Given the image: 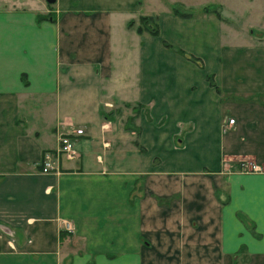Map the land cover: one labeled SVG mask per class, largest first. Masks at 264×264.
I'll use <instances>...</instances> for the list:
<instances>
[{
    "label": "crops",
    "instance_id": "crops-1",
    "mask_svg": "<svg viewBox=\"0 0 264 264\" xmlns=\"http://www.w3.org/2000/svg\"><path fill=\"white\" fill-rule=\"evenodd\" d=\"M263 1L0 0V264H264Z\"/></svg>",
    "mask_w": 264,
    "mask_h": 264
},
{
    "label": "built area",
    "instance_id": "built-area-1",
    "mask_svg": "<svg viewBox=\"0 0 264 264\" xmlns=\"http://www.w3.org/2000/svg\"><path fill=\"white\" fill-rule=\"evenodd\" d=\"M232 121L233 118L228 119V123H231ZM72 132L79 134L82 132V129L76 127ZM68 134L69 133H62L58 135L56 147L53 148V150H48L43 153L41 158L42 171L55 170L57 168V160L60 156H63L66 159H75L78 156V150ZM234 166L238 171L243 173L264 172V165L252 159H240Z\"/></svg>",
    "mask_w": 264,
    "mask_h": 264
},
{
    "label": "trees",
    "instance_id": "trees-1",
    "mask_svg": "<svg viewBox=\"0 0 264 264\" xmlns=\"http://www.w3.org/2000/svg\"><path fill=\"white\" fill-rule=\"evenodd\" d=\"M171 10H172V12H173L174 14H176V15H178V16H181V17H186V16H190V15H191L190 12H182V11H178L175 7H172ZM201 10H202L203 12H209V11H211V12H213L215 15L219 16V13H218V11L215 9V6L213 7V6H211V5H203V6L201 7ZM39 18H41V17H39ZM136 30H137V31L146 30L147 32H149V33L152 34V35H158V26H157V23L155 22L153 16H151V15H141V16L139 17V24L137 25ZM161 42H162V44H163L164 46H167V47L173 49L175 52H177V53H179V54H181V55L187 57L188 59H190V60H192V61H195V62H197V63L200 64V62H199V58H198V57H195L194 55H191V54L185 52L182 48H180V47H178V46H175V45H172L171 43H168L167 41H165V40H163V39L161 40ZM210 77H211L210 74L206 75V78H207L209 84H214V83L212 82V80H211ZM216 89H217V88H216ZM217 91H219V90L217 89Z\"/></svg>",
    "mask_w": 264,
    "mask_h": 264
},
{
    "label": "rangeland",
    "instance_id": "rangeland-1",
    "mask_svg": "<svg viewBox=\"0 0 264 264\" xmlns=\"http://www.w3.org/2000/svg\"><path fill=\"white\" fill-rule=\"evenodd\" d=\"M228 3L223 7V14L228 19H231V15L235 14L236 20L243 22L244 20H253L256 16L260 15V0H256L254 4L248 6L249 11L247 10V0H224ZM264 3V1H263ZM200 10V9H199ZM237 15V16H236ZM234 17V18H235ZM248 26V24H246Z\"/></svg>",
    "mask_w": 264,
    "mask_h": 264
},
{
    "label": "water",
    "instance_id": "water-1",
    "mask_svg": "<svg viewBox=\"0 0 264 264\" xmlns=\"http://www.w3.org/2000/svg\"><path fill=\"white\" fill-rule=\"evenodd\" d=\"M47 3H52L54 0H45Z\"/></svg>",
    "mask_w": 264,
    "mask_h": 264
}]
</instances>
